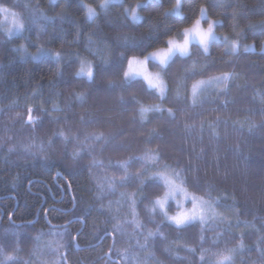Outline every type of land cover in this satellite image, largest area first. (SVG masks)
Wrapping results in <instances>:
<instances>
[{
  "label": "trees",
  "instance_id": "1",
  "mask_svg": "<svg viewBox=\"0 0 264 264\" xmlns=\"http://www.w3.org/2000/svg\"><path fill=\"white\" fill-rule=\"evenodd\" d=\"M102 2L0 0L24 25L0 30V264H264V0H182L180 16L175 0ZM202 4L254 49L192 45L161 70L163 96L128 80L129 58L180 38ZM223 73V89L191 99ZM163 170L214 218L169 223Z\"/></svg>",
  "mask_w": 264,
  "mask_h": 264
},
{
  "label": "rangeland",
  "instance_id": "2",
  "mask_svg": "<svg viewBox=\"0 0 264 264\" xmlns=\"http://www.w3.org/2000/svg\"><path fill=\"white\" fill-rule=\"evenodd\" d=\"M52 2H56L58 0H51ZM122 0H103L101 3V7L105 8L111 3L115 2H121ZM181 1L179 3V6L176 5V0L175 4L170 10V13L174 16H180L181 15ZM143 5L142 3H138L135 5L133 8L128 9V16L132 21L138 22L141 19V16L139 14V7ZM94 14L92 18H89V14L87 12V18L89 20H92L96 16V9L93 7ZM179 12L180 14L177 15L176 13ZM133 13H135V19L133 18ZM201 18V27L203 29L208 28V22L209 19L215 21L213 25V32L211 36L207 40V50L205 51V48L200 44L198 39H193L188 47V52L186 55L190 53L191 46L196 44L199 45L204 52H208L211 43L214 41H224L227 46L230 48L231 51L236 52L239 49H245V50H253L254 46L253 44H241L239 42H234V41H229L226 35L224 34H219L216 31V26L220 23L219 20H215L212 18H209L207 16V13H205ZM191 26V25H190ZM0 30L8 35L9 37H18L24 34V25L22 21L20 20L19 16L11 9L0 6ZM177 40L182 41L183 40V34L180 38H176ZM168 45L152 50L149 53H147L143 57H131L128 60L127 63V69L125 74L126 78L128 80H134V79H143L146 84L150 87L155 89L160 96L165 95L167 86L166 83L163 79L162 72L161 70L175 57V56H185L181 54V52L178 49L172 50V52L166 56L165 62L162 64L158 58H154L152 56V53L160 50V49H167ZM27 52V51H26ZM28 55H30L32 59L38 60L41 57H50L53 59L55 58L52 53L50 52H44V51H38V52H29ZM85 61V60H83ZM132 61V67L134 69H137L136 71H129V62ZM85 63H89L88 61H85ZM154 63L157 65L156 69L151 68V64ZM81 67V64H80ZM230 73H223L219 75H215L213 77H208V78H203L198 81H196L191 88V99L195 101L194 99L199 98V95L202 91L205 89H210V88H215V89H223L226 86V82L229 79ZM78 76L80 77H85V78H91L89 77L86 73L81 72L80 68L78 70ZM159 177L161 180L165 183V192L161 198L158 200H163L164 201V207L161 208V206L157 203L160 211H162L166 215V219L169 223L174 224L176 226H183L186 224H190L192 222H202L206 223L214 216L216 215L213 210L210 202L197 197L187 191L175 178L172 176L171 173L166 172V170L160 172ZM195 205V207H194ZM169 207V208H168ZM172 209V211H169V209ZM181 211H189L192 213L187 219H185L183 222H181L179 225L169 219V216H174L178 212ZM214 213V214H213ZM226 259H222L219 264L227 263Z\"/></svg>",
  "mask_w": 264,
  "mask_h": 264
},
{
  "label": "snow or ice",
  "instance_id": "3",
  "mask_svg": "<svg viewBox=\"0 0 264 264\" xmlns=\"http://www.w3.org/2000/svg\"><path fill=\"white\" fill-rule=\"evenodd\" d=\"M180 0H176V5L179 6ZM85 8L89 14V18H92L94 14V10L91 5L86 4ZM206 13V6L201 5L200 6V15L194 20V22L191 24V26L185 27L183 31V40H177L176 38H169L167 41V49H160L154 53H152V56L154 58H158L160 62L163 64L165 62L166 56H168L172 50L178 49L181 54L186 55L188 52V47L190 42L193 39H198L200 44L205 48V51L207 50V40L211 36L213 32V25L215 21L209 19L208 22V28L205 30L201 27V16H203ZM177 15L180 13L177 12ZM133 18L135 19V13H133ZM52 55L54 57H59L60 53L57 50L52 51ZM137 69H134L132 67V61L129 62V71H136ZM80 71L86 73L89 77L92 76L93 73V67L91 63H85V61H81V67ZM127 75V73H125ZM157 203L161 206V208L164 207V201L158 200ZM195 207V205H194ZM190 215H192L189 211H181L178 212L174 216H169L170 220L175 221L178 225L183 222L185 219H187Z\"/></svg>",
  "mask_w": 264,
  "mask_h": 264
}]
</instances>
